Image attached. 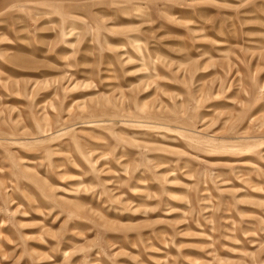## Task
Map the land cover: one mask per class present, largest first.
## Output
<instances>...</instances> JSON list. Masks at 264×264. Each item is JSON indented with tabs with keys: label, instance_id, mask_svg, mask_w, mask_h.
<instances>
[{
	"label": "rangeland",
	"instance_id": "obj_1",
	"mask_svg": "<svg viewBox=\"0 0 264 264\" xmlns=\"http://www.w3.org/2000/svg\"><path fill=\"white\" fill-rule=\"evenodd\" d=\"M0 264H264V0H0Z\"/></svg>",
	"mask_w": 264,
	"mask_h": 264
}]
</instances>
